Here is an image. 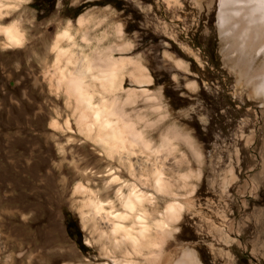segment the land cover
Returning a JSON list of instances; mask_svg holds the SVG:
<instances>
[{
	"label": "rangeland",
	"instance_id": "obj_1",
	"mask_svg": "<svg viewBox=\"0 0 264 264\" xmlns=\"http://www.w3.org/2000/svg\"><path fill=\"white\" fill-rule=\"evenodd\" d=\"M10 5L0 16V264H124L125 252L137 264H175L183 252L198 264H264V97L239 83L234 54L224 56L206 7L199 0ZM12 25L21 34L18 47L2 34ZM99 54L130 61L115 99L149 145L133 147L121 162L119 153L111 161L78 134L75 102L65 84L58 86L60 71L74 73ZM131 62L149 84L135 83ZM130 91L136 96L125 104ZM168 128L191 147L167 141ZM155 172L165 190L154 187ZM125 184L148 196L152 224L165 222L168 205L182 206L147 263L130 245L116 247L104 214L87 207L93 195L104 213L122 212L116 193ZM67 217L82 249L65 233Z\"/></svg>",
	"mask_w": 264,
	"mask_h": 264
},
{
	"label": "bare ground",
	"instance_id": "obj_2",
	"mask_svg": "<svg viewBox=\"0 0 264 264\" xmlns=\"http://www.w3.org/2000/svg\"><path fill=\"white\" fill-rule=\"evenodd\" d=\"M19 1L21 0H0V16L4 8L10 9L11 3ZM199 2L206 7L209 15L208 21L214 24L219 33L224 45V56L229 58L230 54H234V57L229 60L237 72L239 83L245 85L251 91V95L264 97V0H199ZM78 22H81V18ZM2 34L11 46H20L21 34L17 25L5 28ZM63 37H67L66 32ZM61 55L64 58L67 57L68 63H72L66 52H61ZM259 58L261 61L256 64ZM126 62L124 59L114 60L106 55H95L94 58L83 60L76 65L73 69L74 73L60 71V83L58 84V86L66 85L67 93L75 102L73 115L78 134L100 147L108 154L111 161L113 153H119L118 162L123 160L122 154H125V158L128 159L133 147L149 149L148 142L144 140L140 132L135 130V124L133 126V121L131 122L130 118L125 116L119 102L116 101L117 98L115 99L119 74ZM127 63L129 64L130 61ZM131 64L133 68L131 75L135 83L149 84L150 78L145 74V70L135 62ZM177 64L180 65V63ZM145 93L142 91L139 94L142 96ZM135 96L134 91L128 92L124 103H132ZM154 107L158 109L157 105H153ZM66 125L68 126L69 123L67 122ZM168 138L179 140L190 146L187 137L177 133L174 129H167L165 139L168 141ZM126 144L128 146H125ZM191 151L193 159L199 165L201 163L199 155L193 148ZM128 169L132 176L131 165ZM153 183L154 187L160 191L166 189L159 172H155ZM109 185L111 184L107 187ZM122 187L127 188L126 195L121 193ZM122 187L116 193L122 212L117 213L111 209L110 212L104 213L102 205L92 198L93 195L87 200V207L94 216L104 214L103 217L110 226L109 237L116 247L130 245L131 255L143 257L147 263L148 258L151 257L150 249L161 247L164 238L170 236L166 226L177 221L182 206L168 205L165 210V222L152 224L148 209L151 203L148 196L135 190L131 185L125 184ZM126 223H131V225L127 227ZM154 226L155 236L157 239L162 238L161 242L153 236L151 228ZM143 252L148 253V256H142ZM129 255L126 252L123 254L125 258L123 263L137 264L129 260ZM165 262L163 264H167ZM175 264H198V262L190 252H183L181 259Z\"/></svg>",
	"mask_w": 264,
	"mask_h": 264
},
{
	"label": "trees",
	"instance_id": "obj_3",
	"mask_svg": "<svg viewBox=\"0 0 264 264\" xmlns=\"http://www.w3.org/2000/svg\"><path fill=\"white\" fill-rule=\"evenodd\" d=\"M64 230L68 238H72V237L76 238L75 243L77 247L79 249H82L80 234H79V230L77 228L76 222L73 219L67 217L64 221Z\"/></svg>",
	"mask_w": 264,
	"mask_h": 264
}]
</instances>
